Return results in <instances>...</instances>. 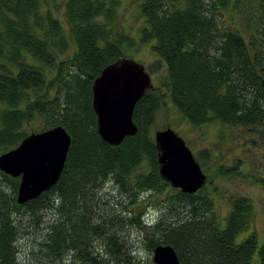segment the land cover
Segmentation results:
<instances>
[{
	"label": "trees",
	"instance_id": "trees-1",
	"mask_svg": "<svg viewBox=\"0 0 264 264\" xmlns=\"http://www.w3.org/2000/svg\"><path fill=\"white\" fill-rule=\"evenodd\" d=\"M113 5L0 0V154L31 133L25 125L36 116L46 120L42 130L62 125L71 136L58 181L37 198L19 204V178L0 170V264H20L25 218L45 224L33 249L38 260L29 264H138L123 233L129 225L144 231L146 249L169 244L182 264H264V240L258 245L250 230L252 201L232 198L218 219L207 181L185 193L160 177L151 133L165 96L194 126L212 120L264 126V0H140L144 24L134 39L113 35ZM61 6L67 29L57 16ZM238 11L240 21L234 22ZM221 16L229 23H220ZM235 25L246 28V37ZM67 35L73 49L58 62L55 49H67ZM139 44L158 56L145 65L149 73L164 66L165 75L134 107L137 133L109 145L97 132L91 86L104 66ZM107 181L122 193V214L100 203L98 192ZM144 194L164 197L155 216L137 207ZM178 203L188 208L180 218L174 216ZM46 211L50 216L44 219Z\"/></svg>",
	"mask_w": 264,
	"mask_h": 264
},
{
	"label": "rangeland",
	"instance_id": "rangeland-1",
	"mask_svg": "<svg viewBox=\"0 0 264 264\" xmlns=\"http://www.w3.org/2000/svg\"><path fill=\"white\" fill-rule=\"evenodd\" d=\"M113 1V10L115 11V18L111 24L113 35L116 36L122 32L125 37L138 38L140 29L144 24V20L138 11L140 0ZM252 9H256V6H253ZM241 15L242 12H236L233 15L234 22H239ZM57 16L64 28L67 29L63 6L59 7ZM220 18L222 20L220 23H229L228 20L230 19L227 16H221ZM235 29L246 37L247 34L243 31L246 29L244 26L235 25ZM72 49V40L68 36L67 49L62 52L55 49L56 60L59 62L70 57ZM123 54L125 57L132 58L145 65L158 60V56L148 45L139 44L138 47H128L124 49ZM164 75L165 67L161 66L159 71L151 74L152 84L157 86L158 79ZM165 101V106L156 115L151 133L153 134L158 129L171 127L185 140L207 176L206 181L208 183L205 190L213 202V211L218 219L223 220L222 218L229 210L232 198L244 196L252 201L253 215L250 230L257 234V243L260 245L264 240V126L247 128L222 124L217 120L194 126L183 118L168 96H165ZM44 124L46 125V120L36 116L25 125V129L28 133L40 132L43 131ZM220 171H223L224 174ZM98 195L100 203L108 206V209H112V212L123 213L121 203H124V199L116 184L107 181L103 184ZM143 197H145L144 202L139 201L137 207L144 211L149 208L153 216L159 213L158 207H163L166 204L164 197L158 198L156 194H144ZM177 208L174 216L178 218L188 213V208L183 204L178 203ZM49 216L48 211L44 212V219ZM23 224L18 241V255L20 264H29L34 260H38L33 253V249L37 247L36 239L42 235L45 224L41 222L38 226H35L27 218L24 219ZM123 229V233L134 246L138 264H155L152 260V251L145 248L144 231L130 225ZM248 233V230L240 232L236 240L239 242Z\"/></svg>",
	"mask_w": 264,
	"mask_h": 264
},
{
	"label": "water",
	"instance_id": "water-1",
	"mask_svg": "<svg viewBox=\"0 0 264 264\" xmlns=\"http://www.w3.org/2000/svg\"><path fill=\"white\" fill-rule=\"evenodd\" d=\"M153 88L145 64L121 57L102 68L91 86L92 109L99 136L109 145H119L133 136L136 103ZM160 177L173 188L194 193L206 185L207 176L185 140L171 127L153 133ZM71 144L62 125L31 132L12 149L0 154V170L19 177L16 201L23 204L50 189L59 179ZM155 264H182L169 244H157L152 251Z\"/></svg>",
	"mask_w": 264,
	"mask_h": 264
},
{
	"label": "flooded vegetation",
	"instance_id": "flooded-vegetation-1",
	"mask_svg": "<svg viewBox=\"0 0 264 264\" xmlns=\"http://www.w3.org/2000/svg\"><path fill=\"white\" fill-rule=\"evenodd\" d=\"M260 77H262V78H261V81H262V84H263V86H264V75H263V76H260Z\"/></svg>",
	"mask_w": 264,
	"mask_h": 264
}]
</instances>
